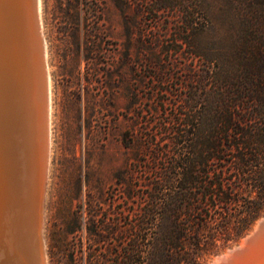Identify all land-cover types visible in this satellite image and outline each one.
Listing matches in <instances>:
<instances>
[{
  "label": "trees",
  "instance_id": "obj_1",
  "mask_svg": "<svg viewBox=\"0 0 264 264\" xmlns=\"http://www.w3.org/2000/svg\"><path fill=\"white\" fill-rule=\"evenodd\" d=\"M114 1L122 13L130 5ZM134 1L182 12L176 40L210 66L195 70L179 114L162 118L160 139L144 130L160 160L146 190L135 196L129 183L126 206L90 214L86 250L68 249L65 264H205L264 211V0ZM207 30L214 36L201 40Z\"/></svg>",
  "mask_w": 264,
  "mask_h": 264
},
{
  "label": "rangeland",
  "instance_id": "obj_2",
  "mask_svg": "<svg viewBox=\"0 0 264 264\" xmlns=\"http://www.w3.org/2000/svg\"><path fill=\"white\" fill-rule=\"evenodd\" d=\"M136 2L122 13L114 0H41L53 87L42 223L47 264H65L73 246L84 252L90 214L110 216L126 206L129 183L135 196L146 190L154 176L148 166L160 160L144 130L160 139L162 118L179 114L195 70L210 66L176 40L182 12L150 13ZM209 31L201 40L214 36ZM177 45L179 51H165ZM263 217L264 211L238 241L219 242L205 264L238 246Z\"/></svg>",
  "mask_w": 264,
  "mask_h": 264
},
{
  "label": "bare ground",
  "instance_id": "obj_3",
  "mask_svg": "<svg viewBox=\"0 0 264 264\" xmlns=\"http://www.w3.org/2000/svg\"><path fill=\"white\" fill-rule=\"evenodd\" d=\"M32 6L36 36L28 19ZM22 8L23 43L18 52L23 56L17 84L21 89L17 111L22 140L16 150L12 142L0 138V264H32L37 252L41 264H47L42 223L52 144L53 87L41 0H33V4L23 0ZM2 71L0 60V74ZM2 99L0 95V116L7 109ZM212 264H264V217L238 246Z\"/></svg>",
  "mask_w": 264,
  "mask_h": 264
},
{
  "label": "water",
  "instance_id": "obj_4",
  "mask_svg": "<svg viewBox=\"0 0 264 264\" xmlns=\"http://www.w3.org/2000/svg\"><path fill=\"white\" fill-rule=\"evenodd\" d=\"M30 2L33 4V0ZM22 3L23 0H0V60H3V71L0 74V95L7 108L0 116V138L12 142L15 149L22 140L21 118L17 111L21 90L17 85L20 69L19 60L23 56L22 51L18 52L19 44L23 43L20 26L21 13L24 11ZM28 19L31 33L36 36L37 28L33 6L31 12L28 13ZM32 264H41L38 252L34 255Z\"/></svg>",
  "mask_w": 264,
  "mask_h": 264
}]
</instances>
